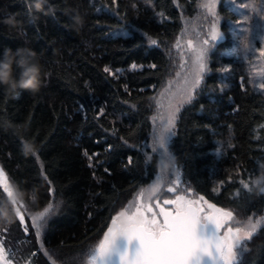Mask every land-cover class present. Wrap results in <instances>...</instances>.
Here are the masks:
<instances>
[{
  "label": "trees",
  "instance_id": "trees-1",
  "mask_svg": "<svg viewBox=\"0 0 264 264\" xmlns=\"http://www.w3.org/2000/svg\"><path fill=\"white\" fill-rule=\"evenodd\" d=\"M35 3L0 0V21H18L0 23V55L28 48L42 67L38 91L15 99L0 91V165L28 210L54 212L38 241L27 238L0 191L10 217L0 231L20 261L53 264L100 240L158 172L152 99L199 0H42L38 12ZM216 14L223 42L211 46L199 86L177 112L169 151L193 193L239 219L261 217L239 264H264V193L252 183L264 175V78L258 86L250 71L264 49V0H218Z\"/></svg>",
  "mask_w": 264,
  "mask_h": 264
},
{
  "label": "rangeland",
  "instance_id": "rangeland-1",
  "mask_svg": "<svg viewBox=\"0 0 264 264\" xmlns=\"http://www.w3.org/2000/svg\"><path fill=\"white\" fill-rule=\"evenodd\" d=\"M217 1L218 0H199L196 14L193 17L187 18L185 20L183 30L181 34L176 37L173 44V53L171 56L168 76L164 84L156 92L152 99L153 110L150 118L152 127L149 146L161 157V165L166 162H172V157L169 151V141L174 133L177 112L184 103L190 100L189 97L193 96L195 90L202 80L204 73L206 72L207 53L213 43L216 42L211 40L212 26L215 24L217 26V31L220 32V21L216 14ZM209 5L212 6L211 12L209 10ZM251 31L252 29L250 32ZM255 32L257 34H254V36H257L261 39V33H258L257 29ZM205 40H209L207 45L204 44ZM201 49H205L204 63L206 65V69L203 73L199 72L196 59ZM262 49L263 48L260 47V50ZM263 60L264 57L259 56V53L253 56L250 60L251 75L258 86H263ZM198 78L200 80L199 84L196 83ZM170 119L172 120L170 127L172 135L168 137L166 149L167 156L165 157L161 155L162 150L155 145V139L162 127L168 126ZM0 173L3 174L0 176V191L10 203V208L13 210V212H19L21 214L23 219H20V222L26 237L29 233V235H33V237L38 241L46 220L54 212V207L51 206V208H49V206H47L35 212L28 210L24 203L20 200L14 185L6 175L1 165ZM252 183L256 184L259 190L264 188V175L252 179ZM169 187L173 188L172 192L168 191ZM177 196H183L185 197V200L188 201H196L197 207H203L207 209V203L204 202L205 200L200 201L201 196L193 193V191L182 181L179 169L175 166V164H173L171 170L165 169L163 167L158 169V172L155 174L153 179L147 185L137 189V191L116 210L112 218L117 219L121 212L125 213V217H127L139 210L141 215H146L148 220L155 218L159 223H161V207H166L173 211L179 210L176 205L170 204L169 206H166L164 203L165 200H175ZM149 208L152 209L151 212L148 211ZM218 208L232 213V219L224 224V226L220 229V234L222 235L228 227H232L233 230L239 228L240 233L238 235L240 236V246H242L243 243L255 232L261 223V217L259 215L247 220H242L239 219L232 210L222 207ZM46 209H48L47 212H45ZM41 213H44V216L39 221L40 226L37 227V223L34 222V218ZM120 219L117 220L118 224H120ZM27 238H25V240ZM99 243L100 240L98 239L87 244L83 247V249L79 250L75 254L63 257V259L60 261L52 260V263L92 264V257L95 255ZM0 245L3 246L5 251L6 260L4 264H29V257H27L24 261H20L22 253L18 254L16 251L17 246L8 242L4 232L1 231Z\"/></svg>",
  "mask_w": 264,
  "mask_h": 264
},
{
  "label": "snow or ice",
  "instance_id": "snow-or-ice-1",
  "mask_svg": "<svg viewBox=\"0 0 264 264\" xmlns=\"http://www.w3.org/2000/svg\"><path fill=\"white\" fill-rule=\"evenodd\" d=\"M211 7L209 5L210 12ZM211 40L217 41V47L223 42V35L217 31L215 24L212 26ZM152 43L155 44L156 41L153 40ZM208 43L209 40L204 41L205 45ZM247 50L249 48H246ZM204 55L205 49H201L196 57L200 73L206 69ZM259 56L264 57V49L259 51ZM199 82L198 78L196 83ZM171 124L170 119L168 126L162 127L155 139V145L162 150L161 155L165 157L168 137L172 135ZM2 175L0 173V176ZM168 191L172 192L173 188L169 187ZM200 201H204V197L201 196ZM164 203L176 205L179 210L172 213L161 207L162 224L155 218L148 220L139 210L127 217L121 212L120 216L113 220V225L117 224L118 219H124H120L119 227L115 230L108 229L92 259L98 264H103L104 258L111 253L117 239L124 238L128 242L137 241L139 247L131 256L127 251L120 255V264H204L206 260L209 264H239L240 229L233 230L232 227H228L222 235L220 234V229L232 219L231 212L211 203L207 204V209L197 207L196 201L185 200L183 196H177L175 200H165ZM47 211L48 209L45 210ZM148 211L151 212L152 209L149 208ZM43 216L44 213H41L34 218L37 227L40 226L39 221ZM5 260V251L0 245V264H4Z\"/></svg>",
  "mask_w": 264,
  "mask_h": 264
},
{
  "label": "clouds",
  "instance_id": "clouds-1",
  "mask_svg": "<svg viewBox=\"0 0 264 264\" xmlns=\"http://www.w3.org/2000/svg\"><path fill=\"white\" fill-rule=\"evenodd\" d=\"M34 7L35 11H40L42 0H36ZM0 23L11 28L15 27L18 21L15 15H9ZM41 73L42 67L36 53L31 49L22 47L13 51L6 48L0 55V91L13 99L18 98L23 91H38L42 85ZM173 164H175L174 158L171 163L166 162L163 165L157 162V168L171 170ZM260 191L264 193V188ZM0 222H10L8 213L3 210H0Z\"/></svg>",
  "mask_w": 264,
  "mask_h": 264
},
{
  "label": "water",
  "instance_id": "water-1",
  "mask_svg": "<svg viewBox=\"0 0 264 264\" xmlns=\"http://www.w3.org/2000/svg\"><path fill=\"white\" fill-rule=\"evenodd\" d=\"M169 205L170 204H166V206H169ZM215 206L218 207L217 205H215ZM163 208L166 211H169V212H172V213H175L176 211H178V210L173 211V210H171L169 208H166V207H163ZM15 214H16L17 219L20 220L21 214L19 212H15ZM113 220L114 219L112 218L109 221L106 229L104 230V232H103V234L101 236L100 243H101V241L104 240L105 233L108 231L109 228H114V230H115L116 227H119L118 223L116 225H113ZM161 223H163V216L162 215H161ZM100 243H99V245H100ZM138 247H139L138 242L135 241V240H133L131 242H128L124 238H118L117 241L115 242L114 246H113V249H112L111 253L104 258L103 264H120V261H119L120 255H122L125 251H127L129 256H131L134 253V251L136 249H138ZM92 264H98V262L94 261L92 259ZM204 264H209V262L206 260L204 262Z\"/></svg>",
  "mask_w": 264,
  "mask_h": 264
}]
</instances>
